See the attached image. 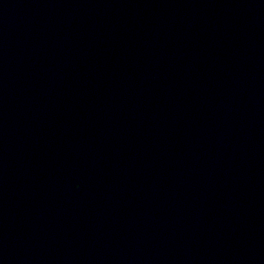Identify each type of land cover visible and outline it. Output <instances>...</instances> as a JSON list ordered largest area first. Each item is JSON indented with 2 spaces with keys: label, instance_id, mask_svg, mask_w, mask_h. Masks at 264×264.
Listing matches in <instances>:
<instances>
[{
  "label": "water",
  "instance_id": "95a60500",
  "mask_svg": "<svg viewBox=\"0 0 264 264\" xmlns=\"http://www.w3.org/2000/svg\"><path fill=\"white\" fill-rule=\"evenodd\" d=\"M0 264H264V0H0Z\"/></svg>",
  "mask_w": 264,
  "mask_h": 264
}]
</instances>
